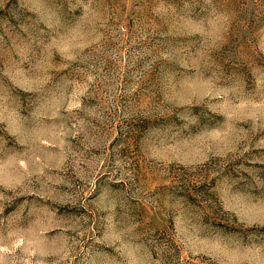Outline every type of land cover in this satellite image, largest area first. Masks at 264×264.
Listing matches in <instances>:
<instances>
[{
	"label": "rangeland",
	"instance_id": "374dc122",
	"mask_svg": "<svg viewBox=\"0 0 264 264\" xmlns=\"http://www.w3.org/2000/svg\"><path fill=\"white\" fill-rule=\"evenodd\" d=\"M0 264H264V0H0Z\"/></svg>",
	"mask_w": 264,
	"mask_h": 264
}]
</instances>
